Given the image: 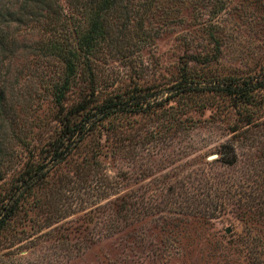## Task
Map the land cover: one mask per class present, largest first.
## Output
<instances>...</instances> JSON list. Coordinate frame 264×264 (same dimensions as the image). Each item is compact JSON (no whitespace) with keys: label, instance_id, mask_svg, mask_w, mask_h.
Wrapping results in <instances>:
<instances>
[{"label":"rangeland","instance_id":"374dc122","mask_svg":"<svg viewBox=\"0 0 264 264\" xmlns=\"http://www.w3.org/2000/svg\"><path fill=\"white\" fill-rule=\"evenodd\" d=\"M139 1L103 10L88 55L96 8L61 0L57 22L7 27L0 0V207L47 174L0 230V264H264V90L249 103L218 90L263 78L264 0ZM93 83L90 108L153 96L53 165Z\"/></svg>","mask_w":264,"mask_h":264},{"label":"trees","instance_id":"16d2710c","mask_svg":"<svg viewBox=\"0 0 264 264\" xmlns=\"http://www.w3.org/2000/svg\"><path fill=\"white\" fill-rule=\"evenodd\" d=\"M134 1V0H132ZM142 1V2H141ZM69 7H76L80 5L84 8H96L93 28L86 36V54H90L93 50L94 45L97 40L104 35L103 25H101V20H103V10L107 13L116 11L122 5H124V0H67ZM131 2V1H130ZM139 4H146L147 0H140ZM3 12H1L3 18V25L9 27L13 22L15 23H25L27 21H36L40 22L41 18L47 19L51 23L57 22L56 16L62 11L61 0H2ZM128 4H126L124 9H127ZM46 13V15H44ZM105 21V20H104ZM56 51L60 53H66L65 60L69 65L68 69H73L74 64H78L77 61H73V58L77 57L72 55L71 51H64L65 48L60 47L59 45L55 46ZM88 57V56H87ZM69 80V79H68ZM94 79V83L96 82ZM68 82V81H67ZM94 83L91 85V88L83 93V99L77 103L74 111L67 115L64 121L63 129L58 140L55 141L53 147V165L63 162L82 142L87 135L92 133L103 120L106 118L121 114V113H140L145 109V106L148 105V100L152 97V93H144L139 95H134L130 97H125L126 93L120 94L114 97H110L104 100L102 103H99L92 108L88 104L93 99V96L96 93V88ZM68 88V85H62L56 89L55 100L56 103L65 107V102L67 101V92L65 89ZM180 88L179 85L175 87ZM181 88L176 90L181 92ZM220 91L224 92L229 96L236 97L242 102L249 103L255 99L256 94L259 91L264 90V75L263 78H255L244 81H239L236 83L226 84L224 87H219ZM173 96V95H172ZM167 100V99H166ZM171 100V97H170ZM68 141V143H67ZM229 155H226V157ZM228 158L224 159V164L234 165L237 162V156L233 153L231 160ZM41 170V169H40ZM40 170H36L35 176L40 174ZM47 176L46 173H43L38 178L32 182L28 183V180L22 182L16 189V192L9 198V201L6 205H1L0 207V230L4 229L7 226L8 221L15 215V212L21 202L22 198L35 187V185Z\"/></svg>","mask_w":264,"mask_h":264},{"label":"water","instance_id":"95a60500","mask_svg":"<svg viewBox=\"0 0 264 264\" xmlns=\"http://www.w3.org/2000/svg\"><path fill=\"white\" fill-rule=\"evenodd\" d=\"M230 231H228V233H229Z\"/></svg>","mask_w":264,"mask_h":264}]
</instances>
